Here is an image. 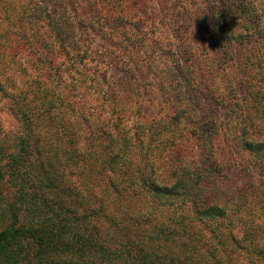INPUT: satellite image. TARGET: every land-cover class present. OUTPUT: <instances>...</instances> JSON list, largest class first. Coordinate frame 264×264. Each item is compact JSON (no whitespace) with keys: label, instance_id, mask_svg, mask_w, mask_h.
<instances>
[{"label":"trees","instance_id":"1","mask_svg":"<svg viewBox=\"0 0 264 264\" xmlns=\"http://www.w3.org/2000/svg\"><path fill=\"white\" fill-rule=\"evenodd\" d=\"M215 3V26L200 14L196 24L219 31V47L264 38V9L254 0ZM71 7L33 0L22 16L27 32L0 35V97L17 120L12 131L0 122V264H264V224L247 218L253 204L264 205V185L221 178L218 124L190 122L200 96L192 73L169 66V108L149 117L142 80L129 70V94L113 82L111 115L96 116L83 94L88 53ZM6 53L21 78L4 73ZM241 86L250 105L227 111L238 144L263 165L264 84L245 78Z\"/></svg>","mask_w":264,"mask_h":264},{"label":"rangeland","instance_id":"2","mask_svg":"<svg viewBox=\"0 0 264 264\" xmlns=\"http://www.w3.org/2000/svg\"><path fill=\"white\" fill-rule=\"evenodd\" d=\"M32 1L0 0V35L2 30H11L17 39L20 32H27L22 16ZM66 1L75 10L78 39L88 53L89 68L85 74L90 76V81L83 86V94L85 99L87 96L90 100V107L95 110L96 116L108 118L111 115L114 97L110 95L109 86L113 82L117 84H114L115 89L129 94L126 84L129 70L142 80V90L146 94L143 101L145 115L150 117L154 108L164 112L169 108L163 104L170 91L169 66L183 68V71L188 69L200 91L190 122L194 124L201 120L210 125L208 121L213 118L218 124L214 159L222 172L221 178L228 184L248 183L253 189L264 185V164L238 144L237 121L227 111L234 106L244 107V103L248 104L241 86L242 80L246 78L253 85L263 86L264 38L253 33L247 41L234 44L231 50L219 47V31L206 33L202 27L199 30L196 24L199 14L202 22L212 24L208 13H212L210 6L212 3L216 5L215 0H127L124 11L115 10V0L111 3L101 0ZM254 2L257 8L264 9V0ZM140 46L142 52L137 53ZM1 60L7 70L4 71L6 75L17 76V79L23 76L12 54L1 55ZM27 60L25 53V63ZM95 65H99V71L93 69ZM75 76L70 73L68 80H73ZM132 89L135 90V85ZM153 95L156 96L155 100H159L158 105L154 106ZM139 102L142 104V101ZM0 122L6 131H12L17 126L5 98L1 97ZM129 125H132V121ZM184 125L187 126L186 123ZM203 136L207 138V134ZM189 145L194 159L197 155L196 144L190 142ZM254 205L247 218L253 224H264V205L259 202L256 207Z\"/></svg>","mask_w":264,"mask_h":264}]
</instances>
